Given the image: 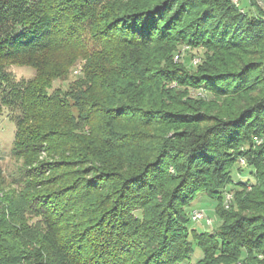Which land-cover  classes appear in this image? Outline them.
<instances>
[{
  "label": "trees",
  "instance_id": "1",
  "mask_svg": "<svg viewBox=\"0 0 264 264\" xmlns=\"http://www.w3.org/2000/svg\"><path fill=\"white\" fill-rule=\"evenodd\" d=\"M249 2L0 0V113L22 160L0 186V264H264V7ZM182 42L202 49L193 71L171 61ZM22 57L31 78L8 69ZM78 58V89L53 87ZM240 155L251 184L233 183ZM202 191L213 232L190 227Z\"/></svg>",
  "mask_w": 264,
  "mask_h": 264
},
{
  "label": "rangeland",
  "instance_id": "2",
  "mask_svg": "<svg viewBox=\"0 0 264 264\" xmlns=\"http://www.w3.org/2000/svg\"><path fill=\"white\" fill-rule=\"evenodd\" d=\"M241 7H243L246 11H251V6L248 3V0H241ZM179 55V60L175 57V55ZM201 56H202V49L201 48H193L192 46L188 45L187 43H180L176 47V49L173 52V58L171 59L172 62H178L179 65H184L189 69L190 71H193L195 69V66L201 62ZM32 57V56H31ZM29 57H22V59H16L11 60L10 63H12L9 66V70L13 74V76L16 79H28L31 78L34 74V69L26 63V60H30ZM64 56H58L57 60L62 61ZM32 59V58H31ZM198 59L197 62H195ZM83 60L79 59L74 63L68 71L64 72L63 74L56 76L52 78L53 87H61L62 91H71L72 89H78L76 87V81L79 79V77L82 75L81 69H82ZM47 66V64H44ZM49 68V67H48ZM220 86H224V84H220ZM168 87H177L176 81H171L168 84ZM182 86L179 88L181 89ZM187 97L192 98H210V94L208 91H206L204 88H193L188 87L187 88ZM75 112H77V109H74ZM15 130L14 122L11 120L9 114L7 111H3L0 113V167H1V176H0V186L6 190L7 193L13 191V185L12 181L15 175H17L18 170L22 166V160L15 158L10 153V148L13 140V134ZM254 140L257 144L261 143L262 137H254ZM242 150V148H241ZM47 158L46 154L42 152L38 159H44ZM172 168L170 167V171ZM251 168L247 164V161L245 159V156L240 155L233 167V170L231 172L233 183H240V182H249L250 184L254 182V178L252 176V173L250 172ZM231 193V200L229 201V204L225 203L226 200V194ZM235 198V191L232 185L226 186V191L223 194L222 199V207L224 209L231 208L232 204L234 203ZM216 203L217 201L214 198L208 197L205 192H199L195 198L190 202L189 205L186 206V210L190 219V227L195 230H206L213 232V230L220 225V220L218 218V215L216 213ZM203 209L208 216L212 218V221L205 222V221H194L191 219V213L193 210ZM220 209V206L217 208ZM217 210V211H218ZM34 219V218H33ZM32 219V220H33ZM199 257H201V251L197 246H195V251L193 252L191 256V260H196ZM238 264H241L238 262Z\"/></svg>",
  "mask_w": 264,
  "mask_h": 264
},
{
  "label": "built area",
  "instance_id": "3",
  "mask_svg": "<svg viewBox=\"0 0 264 264\" xmlns=\"http://www.w3.org/2000/svg\"><path fill=\"white\" fill-rule=\"evenodd\" d=\"M256 2L261 7H264V0H256ZM237 5L241 6V0H237ZM230 194L231 193H229V201H230ZM229 201H224V202L227 203L228 205ZM190 216H191V219L194 221H205V222L212 221V218L208 216V214L203 209L193 210Z\"/></svg>",
  "mask_w": 264,
  "mask_h": 264
},
{
  "label": "bare ground",
  "instance_id": "4",
  "mask_svg": "<svg viewBox=\"0 0 264 264\" xmlns=\"http://www.w3.org/2000/svg\"><path fill=\"white\" fill-rule=\"evenodd\" d=\"M234 6H236V7H238V8H240V10L241 11H243V8L241 7V6H239V5H237V0H229ZM175 57L179 60V55L177 54V55H175ZM196 61L195 62H197L198 61V59H195ZM226 200H228L229 201V194H226ZM230 200H231V195H230Z\"/></svg>",
  "mask_w": 264,
  "mask_h": 264
},
{
  "label": "crops",
  "instance_id": "5",
  "mask_svg": "<svg viewBox=\"0 0 264 264\" xmlns=\"http://www.w3.org/2000/svg\"><path fill=\"white\" fill-rule=\"evenodd\" d=\"M248 3H250L249 0H248Z\"/></svg>",
  "mask_w": 264,
  "mask_h": 264
}]
</instances>
